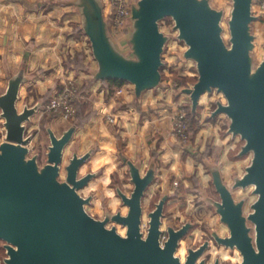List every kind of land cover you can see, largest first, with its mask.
Here are the masks:
<instances>
[{
	"label": "water",
	"instance_id": "95a60500",
	"mask_svg": "<svg viewBox=\"0 0 264 264\" xmlns=\"http://www.w3.org/2000/svg\"><path fill=\"white\" fill-rule=\"evenodd\" d=\"M231 1L230 43L223 36L225 9L216 7L212 0L132 2L126 25L128 53L110 30L104 0L69 2L80 14L81 27L98 64L90 70L94 79L128 81L134 85L137 98L163 85L164 52L172 35L161 29V21L173 18L177 38L187 45L181 57L196 63L197 80L183 88L190 97L192 113L198 112L205 94L222 93L226 102L217 100L211 116L225 113L230 119L228 133L244 141L238 156L252 154L245 172L236 175L232 185L219 164L209 165L219 198L205 192L204 201L229 228L227 235L218 229L211 230V235L218 245L240 251L242 260L237 264H264V56L256 63L253 55L256 0ZM28 79L22 67L10 75L5 90H0V116L5 126V138L0 141V239L7 242L6 264H206L207 258L202 256L211 239L189 247L185 260L177 254L195 226L192 219L163 229L170 194L160 196L148 212L147 232L143 230L144 200L157 178L156 161L143 171L141 160L121 151L133 189L130 193L120 186L116 189L128 211L107 210L104 218H97L86 208L93 195L80 192L98 175V171L81 175L95 149L83 154L74 151L64 165L66 147L78 129L76 123L59 135L48 121L46 163L40 162L39 153L32 154L33 133H28V122L42 102L20 109L21 87ZM63 170L65 179L61 177ZM250 186L257 198L246 213L247 198L237 199L234 190ZM118 224L126 227L125 234L118 230ZM165 233L167 238L162 240ZM220 262L218 257L214 264Z\"/></svg>",
	"mask_w": 264,
	"mask_h": 264
},
{
	"label": "rangeland",
	"instance_id": "374dc122",
	"mask_svg": "<svg viewBox=\"0 0 264 264\" xmlns=\"http://www.w3.org/2000/svg\"><path fill=\"white\" fill-rule=\"evenodd\" d=\"M26 6L32 7V9L27 8L26 11L31 12L32 16L30 17V21H78L77 24H73L69 28V32L72 31L71 38L75 42V54L73 53V57L69 54V50H71L68 40L67 44V54L68 58L66 60V65L73 66L76 70V73L79 71L87 72L90 69H96L98 64L96 59L93 56L91 43L89 41V37L86 33L81 29V17L79 12L75 9V7L70 5H62L59 7L58 11L51 10L50 6L46 9L44 7L43 0H28L26 1ZM69 2V1H68ZM212 3L215 4L218 8L225 9V16L222 21L224 31L223 36L227 43H230V29L228 25V19L231 14L232 9V1L231 0H212ZM42 7V9H41ZM41 9V10H40ZM254 13L256 15L263 14L264 12H259L258 7H253ZM6 18L8 21H17L18 20V12L15 9H11L10 13ZM80 22V23H79ZM258 22V23H257ZM253 32L255 34V47L253 49V55L255 57L256 63L262 60L264 56V21L263 25L259 23V21L254 20L253 23ZM261 25V26H260ZM174 20L172 17L167 16L161 21V29L172 35L171 39L169 40L166 50L164 52V60L165 65L163 67V85L164 87H168L174 90V99L176 103V110L173 115H175L178 109L181 107V103L183 101L188 102V105L191 108V101L188 94L183 92L184 87L192 86V79L198 76L196 70V63L193 60H185L181 57V53L187 48V45L184 41H181L177 38V31L173 29ZM71 33V32H70ZM118 37L116 40L119 46L125 51L129 52L130 47L128 43V37ZM72 40V41H73ZM79 65V67H77ZM88 67V68H87ZM186 78L187 83L183 84L182 79ZM69 78L63 80L62 82H55L52 89H50L46 94V98L43 101L41 108L37 115H34L32 120L28 122V133H33V140L31 142L32 147V154L39 153L40 162L42 164L46 163L47 161V151L48 146L50 144V138L47 133L46 127L48 125V121H52L57 126L59 132L62 131L63 127L58 126V122L56 123L60 114L54 112L46 111V104L49 99L52 98L53 94L60 86L63 85V82L67 81ZM76 80V79H75ZM86 81V82H85ZM84 83H88L85 79ZM79 83V82H78ZM123 83H127L128 87L130 86L134 89V85L128 81H124ZM61 84V85H60ZM83 84H80L81 91L85 95V90H83ZM86 86V85H84ZM4 91L5 89H0ZM27 88L23 89V95H21V101L25 102L30 101L33 103L34 100H30V94H34V91H29ZM87 90V88H86ZM29 91L28 93H26ZM87 92V91H86ZM135 92V90H133ZM188 95V96H187ZM39 97L42 96V93L38 94ZM207 97V101L205 104H202V109L200 108V113H204L197 115L199 120V124L201 125L203 122H209L208 119L211 116L212 111L216 108V101L221 99L226 102V97L222 94L217 92L216 90L212 93H208L204 95ZM85 102L88 104V108L86 113H89L90 116L88 120L82 125L79 126L83 129V132H86V128L90 126V120L93 117V107L91 105L88 96L85 95ZM19 102V106L22 108L23 104ZM34 105V104H33ZM78 111V110H77ZM1 112V111H0ZM191 115V127L192 125V118L193 113L190 110ZM63 117V116H62ZM77 117L76 115L69 119V122L72 124ZM230 119L225 113H221L215 117L214 124H217L218 132L223 136V139L226 137V142L224 145L213 144L214 142L212 139L209 141V146L207 145L204 150L198 149L197 152L192 154L193 158L196 161L195 166H192V170L189 174L192 175L191 180L189 181V185L182 184V188L179 187L182 180L178 178V183L174 186L176 187L175 192H181V197H179V201L175 203L171 202L170 206L165 211L166 216L164 218L163 229H166L168 225L172 224L177 227L182 225L187 219H192L195 222V226L190 230V232L185 236V238L181 242V246L177 251V254L185 260L186 255L188 253L189 247H198L202 244L205 239H211V246L205 251L202 257L207 258V264H213L215 260L219 257L221 259V264H237L242 260V255L238 249H231L227 248L224 245H218L217 242L211 235V230L218 229L220 234L227 235L229 233V228L227 225L223 224L220 221V217L215 211L214 207L211 206L209 203L204 201L205 192L214 197L219 198L215 187L212 182V175L209 171V165L211 164H219L223 171V175L227 183L232 185L234 182V177L236 175H242L245 172V166L251 162L252 154L248 153L245 156L239 157L240 161H236V156L238 151H240L241 146L243 145L244 141L241 139L240 136H232V134H227L229 128ZM34 127L32 128V126ZM53 126V125H52ZM174 126V116H173V123L172 127ZM202 126V125H201ZM54 128V127H53ZM55 129V128H54ZM56 130V129H55ZM58 133V131L56 130ZM173 132V131H172ZM5 138V126H4V119L0 116V141L4 140ZM177 142L180 144V147H183L185 150L188 145H190L194 140L191 138V128H190V137L188 142L180 143L179 140L176 138ZM221 141V140H220ZM215 145V146H214ZM226 147V148H225ZM113 148H116L114 156H106L104 161L106 164L94 165L92 164L89 169L88 167H83L81 170V175L85 174L87 170L89 171H98V175L93 178L90 183L82 188L80 192L84 195H93L92 202L87 204L86 208L93 216L97 218H104L105 213L107 210L112 212L122 211L126 213L128 211V207L123 204L121 197L117 192V186H120L125 192L130 193L133 189V184L130 182V173L129 167L127 164L124 163L120 156V152L124 151V142L122 139L116 138L113 142ZM228 149L229 152L227 157H224V160L220 162L219 155L223 150ZM196 151V150H195ZM65 160L64 165L69 163V158L73 154V149L71 146L66 148ZM125 152V151H124ZM186 152V151H184ZM183 152V153H184ZM182 153L181 158L183 159L184 154ZM191 154V153H189ZM183 156V157H182ZM154 157V156H153ZM156 158V157H155ZM184 160V159H183ZM239 160V159H237ZM155 161V160H152ZM151 161V162H152ZM150 165V163H149ZM148 165V166H149ZM143 167V166H142ZM147 168L143 167V171ZM88 172V171H87ZM65 171H62L61 177L65 179ZM206 175V177H205ZM253 186H250L246 189H236L234 190L235 197L237 199H241L242 197L247 198V202L245 205V212H250L251 203L255 201L257 195L253 194ZM150 190V189H149ZM151 192V191H150ZM149 193V191H148ZM147 193V197L144 200V220H143V230L147 232L148 229V222L149 216L148 212L154 209L155 203L159 200L160 196L163 193L150 194ZM173 194H175L173 192ZM252 224V223H250ZM112 223L109 224L111 226ZM118 230L122 233H126V227L121 224L117 225Z\"/></svg>",
	"mask_w": 264,
	"mask_h": 264
},
{
	"label": "crops",
	"instance_id": "0c3cea01",
	"mask_svg": "<svg viewBox=\"0 0 264 264\" xmlns=\"http://www.w3.org/2000/svg\"><path fill=\"white\" fill-rule=\"evenodd\" d=\"M26 1L28 0H0V89L7 87L10 75L25 67L29 79L22 85L21 95L24 94V88L34 91V94L29 95L30 100L34 102L30 101L29 104L25 98H23L25 102H20V95L19 102L24 107L26 104L35 105L40 101L43 104L45 94L53 88L55 82L74 78L83 84L85 79L88 80V83L83 84V86L87 85V90L84 92L91 102L94 115L86 132L78 127L68 146H71L73 152L78 151L80 154L91 148L95 149L91 158L83 166L88 169L92 164H106L104 158L114 156L112 152L116 151V148H113V142L116 138L124 142L125 152H123L135 161L141 160L144 168L155 160L157 178L149 188L148 194L151 192L152 195L159 192L170 194L167 210L171 202L175 203L181 197V192H175L173 179L180 178L182 180L179 182L180 185L190 184L192 175L189 172L196 164L192 154L198 149L204 150L207 145L209 146L211 139L214 141L212 143L218 146L226 142V137L223 139L218 132L217 124H214L215 117L210 116L209 122L201 124L194 143L192 141L184 150L172 132L173 114L176 110L173 89L162 85L144 91L142 96L137 98L133 92L134 89L128 87L127 83L96 80L90 72L91 69L76 73L73 66L66 65L69 57L66 50L68 40L72 37V31L70 33L69 28L78 21H30L32 14L26 9H32V7L26 6ZM68 1L70 0H43V3H45V9L50 6L51 10L58 11L60 6L70 5ZM11 9L18 12L17 21H8L6 18L9 17L4 18L9 15ZM256 21L263 25L264 13L258 15ZM70 40L69 54L73 57L76 45L72 44L75 42L73 39ZM119 88H123V91L119 92ZM39 93H42L41 97L38 96ZM206 101L207 97L203 96L201 109ZM202 112L201 117L204 115ZM108 116H114L116 120L110 121ZM49 122L59 135L71 125L69 119L59 116L56 123L63 127L59 132L55 123ZM227 134L229 135L228 131ZM228 152L229 150L225 149L219 154L222 155L220 162L227 157ZM182 153L184 156L187 153L186 157L182 156L184 160L181 158ZM239 157L242 156H236L239 159L236 161H240Z\"/></svg>",
	"mask_w": 264,
	"mask_h": 264
},
{
	"label": "built area",
	"instance_id": "2783aa9c",
	"mask_svg": "<svg viewBox=\"0 0 264 264\" xmlns=\"http://www.w3.org/2000/svg\"><path fill=\"white\" fill-rule=\"evenodd\" d=\"M138 0H104L105 15L109 20L110 30L113 36L118 37L127 36L129 32L126 28L127 21L131 15V3ZM258 7L259 12H264V0H256L254 4ZM255 10V9H254ZM129 35V34H128ZM119 92L123 88L118 89ZM85 99V95L81 91V87L77 80L69 78L63 82V85L55 91L52 98L46 104V111L54 112L62 115L66 119H72L78 110V102ZM181 107L174 115L173 134L180 143L188 142L191 128L190 106L188 102L183 101ZM110 121H115L114 116H108ZM32 146V145H31ZM178 182L175 181V184ZM167 238L166 233L162 240Z\"/></svg>",
	"mask_w": 264,
	"mask_h": 264
},
{
	"label": "trees",
	"instance_id": "16d2710c",
	"mask_svg": "<svg viewBox=\"0 0 264 264\" xmlns=\"http://www.w3.org/2000/svg\"><path fill=\"white\" fill-rule=\"evenodd\" d=\"M81 29H82V27H81ZM77 67H79V65H77ZM196 80H197V76L192 79V83H194ZM104 81H114V82H120V83L124 82L123 80H119V79L118 80L111 79V80H104ZM182 81H183V84H186L188 82L186 78H183ZM86 88H87V85L83 86V90H86ZM87 108H88V104L85 102L84 99L82 101L78 102L77 117L74 120V123H76L78 125V127L82 126L88 120V118L90 116L89 113H86ZM199 114H200V106H199L198 112L196 114L192 115L193 116V118H192V125L193 126L191 127V138H193V139L196 138L198 132L201 129V125L199 124V120L197 118V115H199ZM186 155H187V153L185 154L184 157H186ZM182 187L183 186L180 185V188H182Z\"/></svg>",
	"mask_w": 264,
	"mask_h": 264
},
{
	"label": "flooded vegetation",
	"instance_id": "af4514ba",
	"mask_svg": "<svg viewBox=\"0 0 264 264\" xmlns=\"http://www.w3.org/2000/svg\"><path fill=\"white\" fill-rule=\"evenodd\" d=\"M8 256H9V253H8V248H7V242L3 239H0V264H6V258ZM206 264H207V262H206ZM220 264H221V262H220Z\"/></svg>",
	"mask_w": 264,
	"mask_h": 264
}]
</instances>
